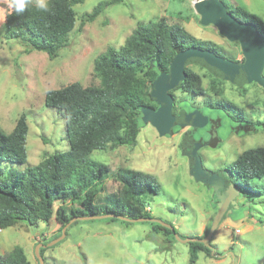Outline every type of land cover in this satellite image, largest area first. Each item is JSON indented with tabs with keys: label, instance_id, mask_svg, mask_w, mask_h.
<instances>
[{
	"label": "rangeland",
	"instance_id": "374dc122",
	"mask_svg": "<svg viewBox=\"0 0 264 264\" xmlns=\"http://www.w3.org/2000/svg\"><path fill=\"white\" fill-rule=\"evenodd\" d=\"M31 1L43 4L46 0ZM99 1L104 0L73 4L75 25L57 47L56 56L50 58L46 52L33 50L21 40L6 38L5 14L11 9L12 0H0V126L9 133L18 117L25 114L28 167H34L53 152L68 148L64 116L45 106L46 91L73 82L83 86L98 85L99 80L93 72L94 59L108 46H122L139 22L164 18L168 24L179 23L194 37L214 42L229 59L244 60L237 41L226 39L212 24H201L193 0H122L107 6L93 20H87V14ZM222 1L228 7L239 5L264 21V0ZM188 67L202 77L210 97L217 100L222 96L238 104L254 121L264 119V89L258 84L239 86L223 80L215 86L206 69L199 65ZM220 91L222 94L215 96ZM174 93L177 98L181 97L179 91ZM206 99L183 93L177 101L188 112L198 110L209 119L207 126L198 128L207 139L211 136L212 120L221 119L218 127L221 141L216 146L205 144L198 149L204 169H223L244 150L264 148L263 128L247 134L231 132L235 122L229 117L230 111L222 106H210L205 103ZM190 128L185 126L161 136L147 121L140 127L134 144L94 150L90 158L109 167L102 194L122 188L123 184L112 176L118 170L147 173L157 180L160 189L156 193L145 191L138 198L131 197L133 202L150 218L175 227L180 237L202 238L222 208L212 206L213 188L196 181L189 172L188 157L183 155L179 143ZM25 167L26 164L0 163L3 169L23 170ZM262 181L264 179L253 180L257 184ZM233 200L208 241L211 255L199 251L194 263H189L187 242L170 235L166 237L162 231L153 229L155 221L150 220L126 225L107 218H74L65 227L62 238L48 245L61 235L60 224L53 215L47 223L38 221L33 225L15 224L0 229V254L20 246L27 258L38 264L35 247L40 244L39 247L45 249L41 255L42 264H264V194H237ZM215 252L218 255L214 256Z\"/></svg>",
	"mask_w": 264,
	"mask_h": 264
},
{
	"label": "trees",
	"instance_id": "16d2710c",
	"mask_svg": "<svg viewBox=\"0 0 264 264\" xmlns=\"http://www.w3.org/2000/svg\"><path fill=\"white\" fill-rule=\"evenodd\" d=\"M82 1L46 0L43 4H35L25 0L23 11L18 12L16 0H12L11 9L5 14V36L21 40L29 48L44 51L53 58L57 54V47L75 25L73 4ZM121 1H99L87 14V20H93L107 6ZM226 7L236 19L255 24L264 40V21L259 16L239 5ZM189 47L210 50L228 58L214 42L198 39L179 23L168 24L164 18H160L148 23H137L122 46H108L94 59L93 72L99 80L98 85L83 86L80 82H73L59 89L47 90L44 104L63 114L68 148L43 157L34 167L27 165L25 143L28 124L25 114L18 117L9 133L0 126V163L26 164L23 170L0 168V229L15 224L33 225L38 221L47 223L52 215L60 224V233L71 219L81 220L85 216L106 214L109 215L105 217L108 220H117L126 225L131 222L121 217L150 218L131 197L138 198L148 190L156 193L160 189L157 180L154 181L151 175L142 171L118 170L112 176L123 184L122 188L102 194L110 170L107 164L91 159L90 154L94 150H105L107 147L114 149L136 142L138 131L143 125L142 108H158L151 93L153 81L160 73L168 71L177 52ZM185 73L186 77L180 85L169 90L173 97L172 115L189 111L177 103L183 93H188L207 97L205 103L208 105L222 106L230 111L229 117L235 122L231 132L247 134L259 128L264 129V119L254 121L238 104L222 96L219 98L222 91L215 92L217 100L210 97L199 74L189 67ZM208 75L215 86L224 80L211 73ZM176 91H179L180 98L175 95ZM212 121L208 139L202 136L200 130L193 128L182 135L179 147L183 155L188 157L190 174L196 181H203L207 187L213 188V207H217L220 201L210 174H219L225 184L231 182L237 194L262 196L264 181L257 184L253 180L264 179L263 147L244 150L233 162L217 171L202 167L198 156L199 147L205 144L216 146L221 141L218 135L221 119ZM181 128L175 126L170 134ZM153 229L172 238L176 232L175 227L169 228L158 222L153 223ZM187 243L189 263L197 260L199 251L211 255L210 243ZM44 250L42 246L39 247L40 256ZM82 258L86 263L85 257ZM0 264L33 263L22 247L14 246L9 252L0 254Z\"/></svg>",
	"mask_w": 264,
	"mask_h": 264
},
{
	"label": "water",
	"instance_id": "95a60500",
	"mask_svg": "<svg viewBox=\"0 0 264 264\" xmlns=\"http://www.w3.org/2000/svg\"><path fill=\"white\" fill-rule=\"evenodd\" d=\"M193 6L196 13L200 16L201 24H212L226 39L239 43L244 60L242 62L233 61L229 58H223L213 51L197 47H189L177 52L169 65L168 71L160 73L152 83L151 93L158 104V108L154 110L146 107L142 108L141 111L143 123L151 122L161 136L170 134L175 126H190L193 129H198L208 125L209 119L198 110L192 112L183 111L177 116L172 115L173 97L169 90L180 85L186 77L185 69L190 65H199L214 76L231 81L239 86L247 83H256L264 89V76L262 74L264 69V40L255 24L236 19L221 0H194ZM210 178L213 186L217 188L216 194L220 201L218 206L222 209L214 218L212 226L205 237L182 238L174 232V237L181 242L200 241L209 245L208 241L226 213L228 204L230 202L234 203L233 197L237 195V191L233 188L231 182L225 184L224 180L220 179L219 174H210ZM218 183L220 184L218 185ZM108 216L105 214L81 218H105ZM121 218L130 222L150 220L173 228L170 224L163 223L155 218ZM67 225L62 228L61 235L50 241L48 245L62 238ZM39 245L35 247V255L39 260V264H42V259L38 252Z\"/></svg>",
	"mask_w": 264,
	"mask_h": 264
},
{
	"label": "clouds",
	"instance_id": "9594fccd",
	"mask_svg": "<svg viewBox=\"0 0 264 264\" xmlns=\"http://www.w3.org/2000/svg\"><path fill=\"white\" fill-rule=\"evenodd\" d=\"M25 7V0H16V8L18 12H22Z\"/></svg>",
	"mask_w": 264,
	"mask_h": 264
},
{
	"label": "built area",
	"instance_id": "2783aa9c",
	"mask_svg": "<svg viewBox=\"0 0 264 264\" xmlns=\"http://www.w3.org/2000/svg\"><path fill=\"white\" fill-rule=\"evenodd\" d=\"M194 1V0H193Z\"/></svg>",
	"mask_w": 264,
	"mask_h": 264
}]
</instances>
